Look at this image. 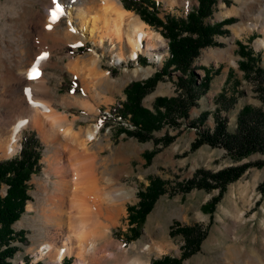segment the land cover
<instances>
[{
  "label": "rangeland",
  "instance_id": "obj_1",
  "mask_svg": "<svg viewBox=\"0 0 264 264\" xmlns=\"http://www.w3.org/2000/svg\"><path fill=\"white\" fill-rule=\"evenodd\" d=\"M124 1L127 0H113L115 5L141 19L135 10L124 7ZM152 1L156 3L161 18L167 14L184 18L199 3V0ZM259 1L262 0H215L205 22L213 24L229 17L234 21L222 26L225 32L214 35L215 44L200 49L193 66L197 82L205 74L203 67L218 69L217 74L213 75L209 89L189 108L187 118L178 117L176 121L180 123L174 125L164 123L152 132L150 139L141 141L131 134L140 127L133 122L131 114L123 111L125 89L133 81L147 80L163 67L169 53L168 39L163 36L162 27L156 28L144 21L146 29L151 32L149 41L155 47L153 52L161 58L151 61L143 51L136 60H129L127 36L122 38L124 40L113 36L111 40L106 32L112 33L111 28L116 26L125 35L132 28L131 22L119 18L115 8L104 5L101 0H56L55 3L53 0H0L2 139L9 136L10 124L16 118L28 117L36 110L39 124L42 129L45 127L42 134L37 127L26 125L18 140L19 150L9 157L1 156L0 152V160L17 156L21 151L22 137L33 132L42 146L40 169L32 173L28 181L30 199L12 224L24 238L22 242H14L18 246L12 259L15 264H151L154 259L166 255L180 258L185 239L176 233L177 228L194 224L205 229L204 238L199 249L182 259L180 264H264V154L254 152L237 158L222 146L206 143L191 149L199 128L189 126L208 110L209 115L200 128L212 129L218 102L221 104L219 114L226 119L230 130L235 129L237 113L245 104L264 109L256 89V75L246 78L244 71L240 70L239 62L246 59L237 43L241 41L249 45V49L260 52V65L264 67V45H256L257 41L264 39L263 18L255 17L260 8ZM58 3L62 6L61 17L53 19L52 13ZM68 12L70 14L66 15ZM79 12L83 15L81 19ZM261 15L264 17V12ZM81 21L84 26L79 30ZM79 39L82 40L80 43ZM41 56L46 60L37 68L38 77L26 78L32 64ZM118 57H124V60L118 62ZM91 58L95 60L97 70L103 73L98 81L88 77L84 70L71 72L65 66L71 60ZM138 67H149L152 71L145 76L141 73L132 75ZM179 75V71L170 67L169 72L143 97L142 106L155 112L157 97L177 95L175 81ZM36 86L38 102H47L53 111L58 112L64 128H74L75 132L71 131L76 134L75 138L45 117L48 112L45 113L44 109L32 106L40 103L27 102L28 95ZM222 90L227 97L231 94L236 96L235 103L228 110L224 108V99L216 101ZM82 99L88 100L93 109L83 106ZM97 128V136L87 140V133ZM168 136L171 141L165 144L162 139ZM146 154H150L149 159ZM56 160L68 168L72 163L90 166L98 196L94 200L87 199L96 210L91 208L86 216L69 204L71 194L66 196L67 203L63 209L66 220L54 240L56 246L60 244L62 235L76 229L78 215L94 222L92 233H98L94 237L92 235L94 252H84L81 258H76L74 252L67 253L59 263L53 262L54 255L46 251L44 244L51 239L46 232L47 226L40 224L42 217L38 214V206L42 204L39 182L44 179L52 185L58 178L49 166L50 161ZM242 164L248 165L245 171L225 186L221 198L212 206L209 203L219 194V188L194 187L188 191L178 188V183H185L200 170L218 172ZM153 178L163 179L167 191L155 199L135 235L131 227L136 224L129 221V207L139 205L140 191ZM6 188L7 185L1 186V195H5ZM28 204L37 208L29 209ZM100 224L105 229H101ZM148 244L151 248L145 249Z\"/></svg>",
  "mask_w": 264,
  "mask_h": 264
},
{
  "label": "trees",
  "instance_id": "obj_2",
  "mask_svg": "<svg viewBox=\"0 0 264 264\" xmlns=\"http://www.w3.org/2000/svg\"><path fill=\"white\" fill-rule=\"evenodd\" d=\"M215 0H199L198 6L193 8L184 18H176L167 14L164 18L159 16L156 3L152 0H127L124 7L135 10L143 21L154 27H162V34L168 39V57L163 67L147 80L133 81L125 89L126 100L123 103V111L131 114L133 122L140 128L131 133L139 140L145 141L151 138L152 132L160 129L164 123L176 124L177 118L188 117V110L196 104L197 98L209 89L213 75L218 69L213 70L203 67L204 76L197 82V74L193 63L200 49L209 44H215L214 35L225 32L222 26L234 21L231 17L219 22L209 24L205 19L211 14ZM245 61L239 62L240 70L250 77L256 75V89L260 99L264 103V67L260 65V52H255L249 45L237 41ZM180 72L175 83L178 93L175 96H159L154 101V111L142 106L143 97L150 92L156 82L169 72V68ZM197 77V78H196ZM76 90V89H75ZM78 91V89H77ZM224 99V108L230 109L236 101L235 94L226 96L222 90L216 97V101ZM214 111V126L212 129H201L209 115L205 110L196 120L189 124L199 128V133L192 143L191 149L206 143L212 146H222L234 157L241 158L254 152L264 154V109L262 106L245 104L237 113L236 127L230 130L225 118L219 114L221 104ZM163 108V109H162ZM165 144L171 141V137L162 139ZM20 153L6 160H0V188L7 185L5 195L0 194V264H15V256L18 246L15 241L24 240L22 232L13 229L12 224L20 217L26 202L30 199L28 194L29 178L40 169V154L42 146L33 132L22 137ZM154 150L151 151L153 153ZM149 159L150 154H146ZM247 164L229 166L218 172L200 170L185 183H178V188L188 191L194 187L205 189L219 188V194L212 198L209 205L215 204L222 196L225 186L241 176L247 168ZM166 182L161 178H153L149 184L140 191L139 205L129 207V221L135 222L131 230L138 234L145 215L151 209L155 199L167 191ZM176 189V188H175ZM134 212H136L134 214ZM134 218V220L132 219ZM140 225V226H139ZM205 229L200 224L183 225L177 228V234L185 239L183 253L180 258L163 256L154 259L151 264H180L182 259L199 249L205 235ZM63 264V263H62Z\"/></svg>",
  "mask_w": 264,
  "mask_h": 264
},
{
  "label": "bare ground",
  "instance_id": "obj_3",
  "mask_svg": "<svg viewBox=\"0 0 264 264\" xmlns=\"http://www.w3.org/2000/svg\"><path fill=\"white\" fill-rule=\"evenodd\" d=\"M101 1L104 5H109L113 8H115L116 15L119 18H122V20L126 19L127 21L131 22L132 28L130 29L129 32L127 30L125 35H122L121 31H120L121 28L118 29L116 26H114V27L112 26L113 27V28H111V29H113V32L111 31L112 33L106 32L107 38H111V40H112L113 36L114 37L117 36V39H122L124 36L125 37L127 36L126 41L128 42L129 47H130V54L128 56L129 60H136V58L138 57V54L140 52H143V51H145L148 54L151 61H157L161 58L153 52L155 47L149 41V39H152V37H150L151 32L149 31L150 32L149 33L148 30L146 29L147 24L144 21L134 17L133 16L134 14H132V12H130L129 10H126L123 7H119V6L115 5L113 0H101ZM258 3H259L260 8H259L258 12L256 13L255 17L258 19L263 18L262 20L264 22V17H262V15H261L264 12V0L259 1ZM57 5L60 6V12L57 13V17H59L60 16L59 13L61 14V12H62V6L59 3L56 4V7H57ZM104 8H106V6ZM113 8H111V9H113ZM68 14H70V12H68L66 15H68ZM62 15H64V14H62ZM78 16L80 19L83 18V15L80 12L78 13ZM69 18H71V17H69ZM131 19H132V21H131ZM80 23H81V28H79V30L83 29V26H84V25H82V23H83L82 21ZM250 27H253V26L250 25ZM85 29L86 28H84V30ZM89 33L92 34V30H90ZM122 40H124V39H122ZM144 40L147 41L146 44H143ZM81 41L82 40L79 39L78 42L80 43ZM116 41H118V40H116ZM256 45L257 46L264 45V39H260L259 41H257ZM45 60H46L45 57L43 59H40V58L36 59L35 62L32 64L31 68L33 66H35L36 68L41 67L45 63ZM123 60H124V57H118V62H122ZM92 63H94L93 64V67H94L95 63H96L95 60ZM151 71L152 70L149 67H138L137 69H135L132 72V75L137 76L139 73H141L142 76H145V75L149 74ZM28 73L26 75V78H28ZM38 86H39V84H38ZM35 93H37V86L34 87V89L32 90V93L29 94L28 97L26 96L28 98L27 102H32V103L38 102L37 98L35 97ZM38 103H40L39 105L37 104L38 106L36 104H34V105L32 104V106H36L35 109L40 108V109H42V111L44 109L45 113L48 112L45 114V117L52 119L54 121L53 124H55L57 127L64 128V125H62V121L59 118L60 114H58V112L53 111L47 102L41 103V101H40ZM18 111H20V110H18ZM39 122H38V117H37V110H36V112L30 114L28 117L16 118L12 122V124H10L9 136L5 140L2 139L1 132H2L3 125H1L0 126V152H1V156L9 157V156L14 155L19 150V141L18 140L20 138L22 128H24L26 125L30 124L33 127L34 126L37 127L43 134V129L45 127L42 129ZM42 124H44V123H42ZM64 130H65V133L67 135H71L72 138H75L74 135L76 136V134L73 133L74 131L73 132L71 131L70 127L65 126ZM47 133H48V130H47ZM87 134H89V136H87L86 139L90 140L94 136L93 135L94 131H91ZM56 161H50L49 166H50L51 171L54 174H58V178H56L53 181L52 185L47 183V181L44 179H42L41 182H39V185H41V189H42V191H40L41 197H42V198L40 197L42 199V202H41L42 204L40 206H38V214L42 217L40 224L47 226L46 232H47L49 238L51 239V241L44 244L45 247H47L46 251L51 252L54 255L55 259L53 262L59 263L60 261H62V258L64 257V255L67 253L74 252L76 254L75 255L76 258H81L82 253L94 252L96 249L94 246L95 244H94V239L92 238V235L94 237L95 234L98 233V231H96L95 234H93L94 232L92 233V229H93V226H95L94 222H88L89 220L87 221L83 217L86 216L85 213L89 212L91 208H93V210H96V207H92L87 199L88 198L91 200L95 199V197L97 196V193L95 191V188L97 187V185L95 184L96 179L94 180V175L92 174L91 170L89 169V167H90L89 165H88L89 166L88 168L86 166H85L86 167L85 168L84 166H82L83 163L82 164L81 163H72L71 166L69 165L70 167L68 168V166H65L63 163L58 162V161L56 162ZM84 161H87V160H84ZM85 164H89V163H85ZM33 182H36V180L33 179ZM37 184H38V181H37ZM95 185H96V187H95ZM98 189H99V187H98ZM68 193L71 194V196L69 195L70 197L68 199L69 204L73 207L76 206L77 209L79 208L81 210L80 214L81 215L85 214V216L81 217V215L80 216L78 215L79 221L77 220L76 229L75 230L73 229V231L68 232V234H66V236L62 235V237H60V239H61L60 244L56 246L54 240H56V238H58V234H60L59 230L62 229V224H65V220H66L65 219L66 213L64 214L63 209L65 208L66 203H67V201L65 199H66V196H68ZM121 195H122V193H121ZM97 198H98V196H97ZM118 198H120V197H118ZM110 199L111 198H109V200ZM113 199H115V197ZM123 199L124 198H122V200ZM86 200L89 204L86 202ZM27 207L29 209H32V208L36 209L37 208V206L35 207V206H33V204H28ZM114 207H115V205H114ZM119 208H120V206H119ZM98 226H100L101 229H105L104 225L100 224ZM99 231H100V229H99ZM150 248H151V246H149V244H148L145 249H150ZM104 262H106V261H104ZM104 264H106V263H104Z\"/></svg>",
  "mask_w": 264,
  "mask_h": 264
},
{
  "label": "crops",
  "instance_id": "obj_4",
  "mask_svg": "<svg viewBox=\"0 0 264 264\" xmlns=\"http://www.w3.org/2000/svg\"><path fill=\"white\" fill-rule=\"evenodd\" d=\"M68 61H69V59H68ZM85 61V62H84ZM80 62V63H79ZM92 62H94V60L91 58V59H88V61L86 60V59H84V60H82L81 61V59H78V60H71V61H69L65 66H66V68H67V70L68 71H77V72H80V71H82V70H84L85 71V73L87 74V76L89 77H93V78H95V80H97L98 81V79L102 76V72L99 70H96L97 68L95 67L96 66V63H95V66L93 67V64L94 63H92ZM77 64V65H76ZM83 64V65H82ZM89 65V66H88ZM78 66V67H77ZM91 67V68H90ZM80 68V69H79ZM93 74V75H92ZM88 80V79H87ZM86 80V81H87ZM93 80V79H92ZM88 82H89V80H88ZM81 104L83 105V106H85L86 108H89V107H91L92 109H93V107L92 106H90V103H89V101L88 100H86V99H82L81 100ZM71 125H72V123H71ZM68 127H70V129L71 130H73L74 128L73 127H71V126H68ZM74 131V130H73ZM75 132V131H74Z\"/></svg>",
  "mask_w": 264,
  "mask_h": 264
},
{
  "label": "snow or ice",
  "instance_id": "obj_5",
  "mask_svg": "<svg viewBox=\"0 0 264 264\" xmlns=\"http://www.w3.org/2000/svg\"><path fill=\"white\" fill-rule=\"evenodd\" d=\"M53 2L55 3V0H53ZM58 12H60V6H59V5H57L56 10L52 13V17H53V19H56V17H57V13H58ZM49 27H50V26H49ZM45 55H46V54H45ZM43 58H44V56H41V57H40V59H43ZM38 75H39L38 69H37L35 66H33V67L29 70V74H28L29 79H35V78L38 77Z\"/></svg>",
  "mask_w": 264,
  "mask_h": 264
},
{
  "label": "built area",
  "instance_id": "obj_6",
  "mask_svg": "<svg viewBox=\"0 0 264 264\" xmlns=\"http://www.w3.org/2000/svg\"><path fill=\"white\" fill-rule=\"evenodd\" d=\"M98 130H99V128L95 129L94 134H93L94 135L93 137H96L97 136L96 134H97Z\"/></svg>",
  "mask_w": 264,
  "mask_h": 264
}]
</instances>
